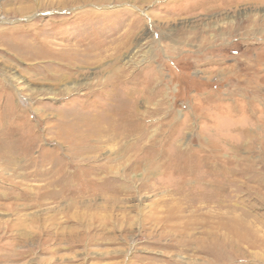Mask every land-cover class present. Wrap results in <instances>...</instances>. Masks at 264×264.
I'll return each instance as SVG.
<instances>
[{
    "label": "rangeland",
    "instance_id": "rangeland-1",
    "mask_svg": "<svg viewBox=\"0 0 264 264\" xmlns=\"http://www.w3.org/2000/svg\"><path fill=\"white\" fill-rule=\"evenodd\" d=\"M227 1L0 0V137H23L11 151L32 144L31 156L46 167L42 152L63 150L50 134L59 117L90 115L93 106H136L152 142H165L162 137L171 132L179 141H166L162 149L173 145L190 156L192 175L184 187L194 186L195 175L207 170L226 174L229 236H242L243 242L240 248L231 244L225 264H264V0L226 7ZM254 24L256 29L251 28ZM243 27L249 31H241ZM128 37L126 47L111 50ZM133 52L131 63L123 65ZM90 59L94 61L84 62ZM147 74L157 79L144 89ZM59 75L67 76L68 87L83 85L64 92ZM120 75L125 92L117 88ZM109 154L101 151L98 162L104 163ZM127 158L115 160L119 174ZM26 163L21 157L15 169L0 165V193L17 194V187L42 183L25 175L33 170L21 169ZM125 173L132 181L130 189L116 193L119 202L112 218L103 210L81 223L90 226L88 234L76 219L67 222L61 212L65 201L34 203L11 195L0 199V256L7 255L0 264H204V254L172 246L181 235L162 234L160 223L147 220L152 204L169 202L173 193L138 190L160 178L165 179L163 187H171L181 177L150 173L139 165L127 166ZM217 177L212 187L220 185ZM90 206L94 212V206L105 205L102 198H94ZM82 209L77 206L80 214ZM15 210L26 219L25 231L36 238L33 246L14 249L22 253L20 258L11 254L9 245L15 230L6 229L17 218ZM157 210L161 217L163 205ZM238 222L243 225L239 234L234 227ZM120 223L125 224L121 230L110 229ZM194 236L203 235L195 231ZM255 239L263 243L248 248Z\"/></svg>",
    "mask_w": 264,
    "mask_h": 264
},
{
    "label": "bare ground",
    "instance_id": "bare-ground-1",
    "mask_svg": "<svg viewBox=\"0 0 264 264\" xmlns=\"http://www.w3.org/2000/svg\"><path fill=\"white\" fill-rule=\"evenodd\" d=\"M85 1L87 0H83V2ZM104 1L106 2L107 0H95V2L97 3ZM243 1L245 0H228L224 3V5L226 7L234 6ZM252 22L255 23V20H252ZM234 25H232L233 28L236 27H234ZM251 28L256 29V25H251ZM240 30L245 33L249 31V29H247L246 27L240 28ZM128 41L129 37L125 38V40H122L121 44L116 45L111 50H113L115 53L120 51V49L126 47ZM135 53L136 52H133V55L125 57V60H123L122 62L123 65L130 64L133 56H135ZM111 55L113 57L114 53H111L109 56ZM261 60L264 69V57H262ZM93 61L94 59H90L85 60L84 62L89 64ZM96 61L98 60L96 59L95 62ZM60 76H62L63 78L59 79V81L63 82L62 86L64 87V92L68 93L71 89L75 90L80 87V85H83L74 83L72 84V86L68 87V83L64 79L67 76L59 75L57 77ZM120 77L121 75L118 76V81ZM147 78L148 80L143 83L144 85L142 84L144 89H147L151 85V83H154L153 81H156L157 79L153 78V76L151 75H148ZM253 78V82H255L257 85L258 78H256L255 76ZM107 81H109L110 84H113L111 80ZM122 84L123 83L119 81V84H117V88L125 92L126 86H123ZM113 87L114 86L111 85L112 89ZM143 92L144 91L142 90V93ZM108 95L110 97L107 100L108 102H110L111 93H108ZM92 108L93 111L91 114L89 113L90 115L76 116L74 118L70 117L73 119L65 118L61 120V117H59L57 123L50 125L51 137L59 146L63 147V150L58 153L56 152L55 155H53L51 152H42L40 160H44L43 164H46V167H44V165L39 167L37 165L38 157H34V159L31 156V149L33 148L32 144L29 145V147L18 148L16 153L11 151V146L13 144H16V142L18 141L22 142L23 137H18V140H13L12 137H0V165L5 164V167H3V169L5 170L8 167H12L15 169L18 164V159L24 157L27 163L21 166V169H33L31 170V173H25V175H28V177H34L36 180H39L40 183L42 182V185H34V188H28L26 186H24L23 188L17 187V189L20 191L17 194L16 192L15 194L13 192V194L9 195L0 193V199L10 198L11 195L20 200L35 201L34 203H39V201H65V209L61 212L63 213V215L65 214L64 216L66 217L67 222L72 220L75 221L76 219L80 230L82 228V231L84 230L85 232H83L88 234L91 229L90 226L85 225L83 227L82 224L85 221L88 222V219L93 220L97 218L103 210L106 211L105 213H109V218H112L113 213L115 212L114 210H116L119 202L118 198L116 197V193H122L123 191L125 192L130 189L132 181L130 177H128L125 173V171L127 170V166L129 168L133 165L143 166L145 168H148V171L150 173H159L161 174V176L167 174L179 175L181 177L180 180L175 182V185L171 187H163L162 185L163 182H165V179L160 178L156 179L153 184L145 186L141 185L138 188L139 191H156L167 189L168 192H171L174 195V198L169 200V202L157 200L156 204H152V206L149 208L147 220L152 221L151 219H153L154 221L160 223V228L163 232L162 234H172L174 236L181 235L182 237L179 239V241L177 240L178 243L176 242L172 245L174 247H177L180 251H190L192 253L204 254L206 257V259L202 260L204 261V264H225L226 261L224 262V257L226 254L230 253H228V251L232 250L231 244L236 248H240L243 242L242 236L238 237L234 236V234L233 238H230L229 236L232 228L230 226V217L228 216L229 208L228 205H226V174H217L212 172V170H207V172L202 173L199 177L198 174L195 175V178L192 181L194 183V186L186 188L184 187V185L190 182L189 180H191V171L193 168V166H190L188 163L190 156L187 157L185 152L184 154L181 153V150L179 151L178 148H174L173 145L172 147L168 145L169 148L167 147L165 150L162 149V146L165 145L166 141L167 144H171V142L177 141L176 138L173 137L171 132H169L170 134L168 133V138L166 135L164 137L161 136L163 139L166 138L165 142H152V139L148 134V128L146 129V127L144 126L143 122L141 121L142 118L138 117L139 111L136 109V106H93ZM96 109H99V111L96 112ZM158 109L159 108H156L154 112H157ZM143 112L145 117L148 114V111L146 109ZM104 150H110V154L106 157L104 163H99L97 160V155H99V153ZM123 157H128L127 159L129 160V163L127 160V165H123V173L119 174L115 167L116 165L113 164L116 162L115 160ZM216 176H218L217 179L219 180L220 185L218 187L217 185L216 187H212V185L215 184V179L213 178ZM25 191L31 192L30 195H27ZM33 191H35L36 193H32ZM94 198H102L105 206H94L95 211L93 212V209L90 205L91 202L94 201ZM159 203L164 207V211H162L163 214H161V217L157 215L158 213H160V211L157 210V206L159 205ZM214 205L217 208L216 212L211 210L213 208L212 206ZM77 206H82L83 213L80 214V210L77 211ZM203 209L205 210L201 212ZM90 210H92L93 213L91 212L89 214L88 212ZM124 211L125 208L122 209V212ZM139 211L140 213L143 212L142 209H140ZM185 212L189 213L188 216H184ZM13 215H16L17 218L13 221H10L9 223H6V229L13 231L15 230V236H10V238L12 237L14 239L11 240V243L9 245H11L10 250H13L11 254L17 257L20 253H17V249H14L18 246H33L36 238L34 240V236L30 233V231L26 232L25 228H23L24 223H26V219H22L23 215L19 214V212H17L16 210ZM117 219L120 220L119 218ZM124 220L128 222V218L124 217ZM45 224L47 225V222ZM124 225L125 224L120 223L117 224V226L114 225L113 227H110V229L112 230L118 227L117 229L119 230ZM242 226L243 225L241 223H236L234 225L235 233L239 234L240 232H242ZM21 227L24 230H22ZM1 228L2 225H0V230ZM165 230H167V232ZM195 231H200V234L203 236L195 237ZM81 237L82 235L79 234L77 238ZM262 243L260 240L255 239V243H251L247 245V247L256 248ZM39 245L43 246L41 244ZM6 256H4V258ZM22 256L23 255L21 253L18 257L20 258ZM4 258L0 256V261ZM210 258L213 260H211Z\"/></svg>",
    "mask_w": 264,
    "mask_h": 264
}]
</instances>
